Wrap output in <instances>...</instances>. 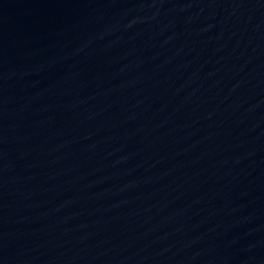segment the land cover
<instances>
[{
  "label": "water",
  "instance_id": "95a60500",
  "mask_svg": "<svg viewBox=\"0 0 264 264\" xmlns=\"http://www.w3.org/2000/svg\"><path fill=\"white\" fill-rule=\"evenodd\" d=\"M0 264H264V0H0Z\"/></svg>",
  "mask_w": 264,
  "mask_h": 264
}]
</instances>
